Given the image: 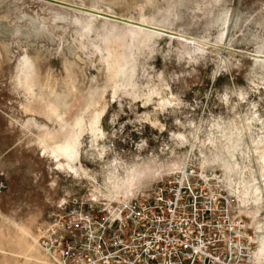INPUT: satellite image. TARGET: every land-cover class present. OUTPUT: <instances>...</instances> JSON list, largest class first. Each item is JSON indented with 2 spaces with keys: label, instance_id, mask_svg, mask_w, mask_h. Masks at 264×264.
Listing matches in <instances>:
<instances>
[{
  "label": "rangeland",
  "instance_id": "1",
  "mask_svg": "<svg viewBox=\"0 0 264 264\" xmlns=\"http://www.w3.org/2000/svg\"><path fill=\"white\" fill-rule=\"evenodd\" d=\"M23 62L37 82L33 94L19 73ZM47 77L53 88L39 82ZM47 100L66 119L99 101L84 116L104 107L103 161L90 131L78 141L77 173L43 152L52 136L78 128L58 119ZM232 123L246 129L228 144L222 130ZM263 152L264 0H0V264H39L20 253L26 239L15 224L37 236L59 203L91 200L113 158L121 170L136 160L164 166L117 209L186 167L230 199L239 232L258 248L264 210L254 221L241 214L238 187L264 178ZM249 257L248 264H264L257 250Z\"/></svg>",
  "mask_w": 264,
  "mask_h": 264
},
{
  "label": "built area",
  "instance_id": "2",
  "mask_svg": "<svg viewBox=\"0 0 264 264\" xmlns=\"http://www.w3.org/2000/svg\"><path fill=\"white\" fill-rule=\"evenodd\" d=\"M188 174L164 177L119 215L72 196L39 224L38 242L60 264H247L232 202Z\"/></svg>",
  "mask_w": 264,
  "mask_h": 264
},
{
  "label": "bare ground",
  "instance_id": "3",
  "mask_svg": "<svg viewBox=\"0 0 264 264\" xmlns=\"http://www.w3.org/2000/svg\"><path fill=\"white\" fill-rule=\"evenodd\" d=\"M24 66L20 67L19 73L21 76H25L24 79L26 80V85H27V90L33 94L34 92V87L37 84L36 81H34V78H30L31 76V71L30 65H28L26 62H23ZM117 74H124V70L122 68H117L116 69ZM116 74V75H117ZM30 78V80H29ZM39 82L42 84L43 87L51 86L53 88L54 85V79L51 77L43 78ZM40 84V85H41ZM36 89V87H35ZM48 101V100H47ZM99 101L96 102H91L88 103L81 111L72 119H66L64 118L65 111L61 110V107L58 106L53 100H49L46 102V107L50 109V111L58 118L63 121H65L71 128L78 127L77 130L71 131V133L66 134L63 138H56L52 136L51 138L53 139L50 144L48 141V146L45 145L44 151L46 154H48L49 157H51L53 160L56 161L58 164V167H67L69 170L74 171L77 173V169H75L73 162L75 161V156L77 153V146H78V141L83 135L85 131H90L92 133V145L96 147L98 150L99 156L102 158V161L105 159V146L101 145V141L104 139L105 133L104 130L100 127V119L101 115L103 113L104 107H101L100 109H96L95 113L89 118V120L86 122L85 121V116L84 112L92 107V106H97ZM160 105L162 106L163 103L160 102ZM211 126V125H210ZM223 129V128H222ZM221 129V130H222ZM246 129V125H238V124H233L230 127L224 128L222 130V133L224 134L227 143H231L230 140V135L232 134H241L244 130ZM228 132L226 133L225 131ZM208 132L205 133L207 137V142L209 145L213 146L214 145V139L211 138L209 133L210 131L207 130ZM194 134V130L192 131ZM191 134V133H190ZM182 135V134H181ZM214 135V132H213ZM182 137V136H181ZM184 139L188 143H192L189 141L187 136H184ZM216 139V137H215ZM49 139H46V141ZM51 140V139H50ZM206 141V139H205ZM45 142V140H44ZM46 143V142H45ZM210 147V146H209ZM233 147H228V153L231 155L232 158H234V153H233ZM246 152V151H245ZM255 153V152H254ZM262 159V168L264 169V152L261 153V158ZM153 161V160H152ZM108 167L106 170V175H105V183L101 188H97L96 192L92 195L93 198L90 201L96 202L103 204L109 212L114 213V215H119V212L117 210V206L122 199L131 197L132 193V188L135 187V185L138 182H141L148 178L149 176L153 177L155 175L161 174V172L164 170V166L161 164H155L153 165L152 163L145 162L141 163L138 162L137 160L131 164L130 166L123 167V169H119V162L117 158H113L108 162ZM122 167V166H121ZM184 170L181 172L183 173V177L188 174V170L186 167H181ZM176 172V171H175ZM180 173V171H177ZM202 175V173H201ZM199 176V175H198ZM91 177V178H90ZM204 177V178H203ZM202 177V180L207 183V186L213 187L211 180L212 177L208 174H204ZM89 178L98 184V181H96L95 178L92 176H89ZM251 183L252 188H248V185ZM151 190V189H150ZM148 190V191H150ZM147 191V192H148ZM146 192V193H147ZM238 201H239V207L238 210L241 214H245L250 216L251 220L254 221L256 217H258L264 210V178L261 179V181L258 182V178L253 177L250 181L249 180H244L242 183H240L238 187ZM143 194H136L132 195L133 197L128 201L130 203L132 200L135 198L141 196ZM83 197V196H82ZM63 203V202H62ZM127 203V204H128ZM122 208V207H121ZM117 210V211H116ZM18 230H20L23 233V239L28 240L27 238L30 239L27 242H23L25 244H22V255L24 254L29 255L31 258V262L35 261L39 264H60L57 259H54L49 252H47L38 242L37 236L31 235L29 232L26 231V229H23L21 226L15 224ZM244 227V226H243ZM239 231H243V228ZM238 235L243 241L241 242L242 246H245V248L248 251V256L246 259V263L248 264L250 260V251H255L257 250L260 257L263 258L264 256V229H260L257 234H258V241H259V246L258 248L250 246L248 239L251 240L250 236L247 234H244V232H239ZM247 233V232H246ZM22 239V240H23ZM19 241L20 238H19ZM24 241V240H23ZM20 251V250H17ZM19 254V253H18ZM17 255V254H16ZM21 255V254H20ZM19 255V256H20ZM21 255V256H22ZM23 256V257H25ZM20 259V258H19ZM24 260V259H23ZM30 261V260H29Z\"/></svg>",
  "mask_w": 264,
  "mask_h": 264
}]
</instances>
